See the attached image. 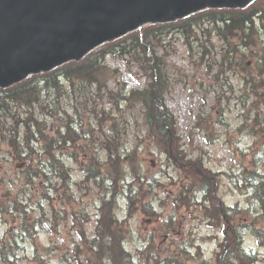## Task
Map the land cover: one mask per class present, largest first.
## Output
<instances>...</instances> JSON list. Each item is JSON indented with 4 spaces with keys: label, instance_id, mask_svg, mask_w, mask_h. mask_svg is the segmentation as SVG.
Here are the masks:
<instances>
[{
    "label": "trees",
    "instance_id": "16d2710c",
    "mask_svg": "<svg viewBox=\"0 0 264 264\" xmlns=\"http://www.w3.org/2000/svg\"><path fill=\"white\" fill-rule=\"evenodd\" d=\"M199 31L206 35V39L214 36L219 42L218 46L222 50L221 56H214L216 62L234 69L245 68V57L249 58L246 50L248 49L251 56H255V52L260 49L261 38L264 37V0H254L242 8L204 9L172 22L149 23L141 30H133L102 44L78 61H69L49 71L31 74L15 84L0 88V125H3L0 126V142L6 143L12 159L27 163L28 183H33L36 176L42 181H50L49 186L45 183L39 189L40 194L34 201L35 205L51 200L52 196L58 198L59 203L65 204L67 200L63 199L67 193L69 197L72 186L83 187L84 194L94 187L97 193L96 220L89 237L80 219L82 210L71 209L67 213L73 214L72 222L76 225L79 240L73 242L71 249L75 261L71 262L62 257L65 263L81 264V259L84 258L87 264H135V258L124 244L126 238L131 236L132 239L129 220L137 211L151 217L162 213L161 208L160 212L154 208L156 198L153 193L154 187L161 185H153L154 176L147 174L137 161V148H134L131 155L122 151V141L115 138L116 122L111 121L114 135L111 134L110 138L101 141V148L98 150L97 134L92 124L73 122L69 116L67 107L62 103L64 98L77 94L75 103L86 109V101L92 98V92L88 91L91 87H94L95 91L104 88L108 101L115 102L117 108L121 104L129 103L131 99L142 104L146 135L159 152L165 154L166 159L180 168L182 173L183 181L179 192L174 196L166 193L168 198L172 197L174 207L170 209L169 216H174L181 204L194 205L197 209L211 208L215 216L222 213L229 215L233 221V216L244 212V208L220 204L216 188H213V173L211 175L205 170L199 173L196 170L197 166H200L199 159L186 157L187 153L179 143L173 115L163 100L168 85L156 48L170 32H181L186 38L198 40ZM208 42L212 46L216 45L211 39ZM252 45L256 50H250ZM109 53H117L119 57L130 55L136 60H141L142 68L150 72V83L141 90H126L123 87L115 90L108 87L106 80L109 70L103 61ZM251 81L252 79L249 80L250 83ZM252 85L253 90L255 84ZM259 96L264 104V91ZM48 117H54L58 122L52 134V125H47L45 121ZM95 119L98 123L103 118L95 115ZM109 119L113 120V117L109 115ZM251 121L249 131L262 135L264 112L255 114ZM70 146L75 150L66 154L64 149ZM79 149L85 154L80 160L82 179L77 183L73 180L72 169L66 160L77 162ZM125 165L127 166L124 168ZM236 169L239 174L232 177L234 184H237V179L241 177V183L238 185L243 187L242 193H247V201L250 204L257 202L264 192V174L255 168L242 176V166H237ZM47 171L51 175L54 174V181ZM174 178L170 176L171 180ZM135 182H142L143 186H137ZM27 206L28 203L20 209L18 201L15 200H12L9 207L4 206L6 210L17 212L21 220L16 228L13 226L7 230V237H0V264H13L12 260L17 253L15 246L19 241L31 239V232L36 231L30 229L33 224L25 219ZM249 207L246 209L249 210ZM0 211H3V206H0ZM66 211L60 206L56 207L51 213V220L60 219L63 216L61 212ZM55 226L51 228L55 230ZM246 231L263 242L264 228L253 233L251 226L240 222L233 223L229 232L225 231L224 227L223 241L219 242L223 251L215 264H253L257 261L258 256L243 247V234ZM147 243L149 246L145 251H138V259H151L154 264H168L171 254H152L154 241L150 238ZM43 255L47 253H42L35 247L34 260L37 264H49ZM182 255L181 259L174 260L173 263H206L199 249L195 252L184 251Z\"/></svg>",
    "mask_w": 264,
    "mask_h": 264
},
{
    "label": "rangeland",
    "instance_id": "374dc122",
    "mask_svg": "<svg viewBox=\"0 0 264 264\" xmlns=\"http://www.w3.org/2000/svg\"><path fill=\"white\" fill-rule=\"evenodd\" d=\"M198 37L200 39L194 40L192 37L186 38L181 32H170L156 48L168 85L164 93V102L173 115L176 132L180 138L179 143L186 150L187 157L198 158L200 167L211 175L213 173V186L216 188L220 204L244 208L242 214L233 216L235 221L222 213L215 216L211 208L197 209L190 204H181L174 216L168 215L170 209L174 207L172 197L168 198L166 193L174 196L179 192L183 181L182 173L180 168L166 159L165 154L159 152L146 135L143 123L144 109L139 101L131 99L129 103L121 104L117 108L115 102L108 101L104 88L95 91L94 87L88 89L92 92V98L86 101V109L81 107V104L75 107L77 94L69 95L62 101L73 122H83L87 125L91 123L96 126L98 150L101 148V141L110 138L111 134L114 135L111 121L116 122L115 138L122 141V151L131 155L134 148H137V161L147 174L154 176L153 185H161L154 187L153 193L156 198L154 208L159 212L161 208L162 213L151 217L137 211L129 220L132 239L131 236L126 238L124 244L138 264H154L151 259L140 261L137 257V248L145 246L150 238L154 241L152 254L160 256H166L167 252L171 254L168 264H174V260L181 259L184 251L195 252L196 249L200 250L205 264H215L223 251L219 242L223 241L224 227L225 231L229 232L233 223L240 222L251 226L253 233L264 228V192L257 202L253 201V204H250L246 199L247 193H242L244 189L238 185L241 183V177L237 179V184H234L232 178L239 174L237 166L244 169L240 171L242 176L255 168L264 174V128L262 135L250 132L248 128L252 124L251 118L264 111V104L261 103L260 96L254 94L243 80L245 75L260 78L259 82L256 80L257 84H260L257 89L262 91L264 71L256 62L259 50L255 52L256 56H251L248 49L246 50V54L253 60L251 69L245 73L246 68L232 67L231 70L230 67L215 61L214 56H221L222 50L216 37L206 39L200 31ZM209 39L216 45L212 46L208 42ZM262 40L264 47V37ZM201 42L203 46L200 45ZM253 49L256 50L252 45L250 50ZM103 62L109 70L106 80L108 87L115 90L122 87L126 90H141L150 83V72L142 68L141 60H136L130 55L119 57L117 53H109ZM95 115L103 118L99 121L101 123H96ZM109 115L113 120L109 119ZM45 121L47 125H52L50 130L52 134L58 125L56 118L48 117ZM74 150L72 146L64 149L66 154ZM79 150L77 162L72 159L66 160L72 169L73 180L77 183L82 179L80 160L85 154ZM8 153L6 143L0 142V206H3V211H0V237H7V230L13 226L16 228L21 220L17 212L5 209L10 206L12 200L18 201L20 209L28 203L25 219L33 224L30 229L36 230L31 232V239L19 241L15 246L17 253L12 263L37 264L34 260L35 247L42 253H47L43 256L49 264H67L62 257L74 262L71 249L73 242L79 238L76 225L72 222L73 214L67 213L71 209L82 210L80 219L89 237L96 220L97 193L94 187L84 194L83 187L72 186L69 197L67 193L63 199L67 200L65 204L59 203L58 198L52 196L51 200L41 201L40 205L39 203L35 205L34 201L40 194L35 187L40 189L45 183L49 186L50 181H42L36 176L34 184L27 183V163L17 159L11 160ZM47 173L54 181V174L51 175L48 171ZM171 175L175 177L174 180L170 179ZM135 183L137 186H143L142 182ZM184 195L185 192L182 196ZM59 206L67 211L61 212L63 216L60 219L51 220V213ZM53 225H56L55 230L51 228ZM256 238L257 236L246 231L243 234V246L258 256L253 264H264V240L260 242ZM81 260V264H87L84 258Z\"/></svg>",
    "mask_w": 264,
    "mask_h": 264
},
{
    "label": "water",
    "instance_id": "95a60500",
    "mask_svg": "<svg viewBox=\"0 0 264 264\" xmlns=\"http://www.w3.org/2000/svg\"><path fill=\"white\" fill-rule=\"evenodd\" d=\"M251 0H0V87L78 60L147 22Z\"/></svg>",
    "mask_w": 264,
    "mask_h": 264
},
{
    "label": "bare ground",
    "instance_id": "6f19581e",
    "mask_svg": "<svg viewBox=\"0 0 264 264\" xmlns=\"http://www.w3.org/2000/svg\"><path fill=\"white\" fill-rule=\"evenodd\" d=\"M253 117H254V116H253ZM253 117H252V118H253ZM191 167L193 168L192 165H191ZM196 170H197L198 172H203V169H202L200 166H197Z\"/></svg>",
    "mask_w": 264,
    "mask_h": 264
}]
</instances>
